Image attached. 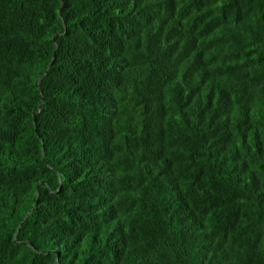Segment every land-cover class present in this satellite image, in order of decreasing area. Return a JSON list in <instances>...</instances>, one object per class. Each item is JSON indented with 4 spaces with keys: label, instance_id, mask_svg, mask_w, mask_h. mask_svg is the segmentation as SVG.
<instances>
[{
    "label": "trees",
    "instance_id": "obj_1",
    "mask_svg": "<svg viewBox=\"0 0 264 264\" xmlns=\"http://www.w3.org/2000/svg\"><path fill=\"white\" fill-rule=\"evenodd\" d=\"M0 264H264V0H0Z\"/></svg>",
    "mask_w": 264,
    "mask_h": 264
}]
</instances>
